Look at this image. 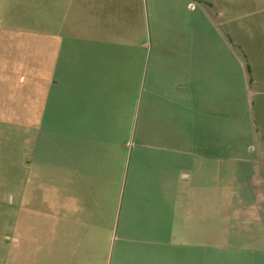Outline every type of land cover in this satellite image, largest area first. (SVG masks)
I'll list each match as a JSON object with an SVG mask.
<instances>
[{
	"label": "rangeland",
	"instance_id": "374dc122",
	"mask_svg": "<svg viewBox=\"0 0 264 264\" xmlns=\"http://www.w3.org/2000/svg\"><path fill=\"white\" fill-rule=\"evenodd\" d=\"M188 2L195 12L181 0H0V264H169L167 244L200 246L202 264H264V191L254 188L262 176L236 167L246 149L238 125L229 150L219 141L216 153L239 156L196 159V209L182 223L189 229L193 215L201 238L163 237L130 202L132 182L152 172L150 180L177 182L178 169L166 172L178 166L170 150L207 148L173 141L160 110L148 118V100L160 98L151 89L158 40L180 38L203 6L250 71L264 74V0ZM84 152L102 168L98 223H83L65 199ZM178 192L165 190L169 199ZM243 212L246 227L236 221Z\"/></svg>",
	"mask_w": 264,
	"mask_h": 264
},
{
	"label": "crops",
	"instance_id": "0c3cea01",
	"mask_svg": "<svg viewBox=\"0 0 264 264\" xmlns=\"http://www.w3.org/2000/svg\"><path fill=\"white\" fill-rule=\"evenodd\" d=\"M165 1L167 0H158V3ZM181 1L185 12L188 10L195 12L197 9L195 3L188 2V0ZM199 8L202 13L191 17V25L180 32V38H171L169 43L163 39L158 40L160 46L156 54L152 56L157 79L153 81L152 86L154 87L151 86V89L160 98L148 100V118L152 116L155 118L156 110H160L159 114L170 126L169 136L173 141L178 142L179 145L190 142L192 145L194 143V146L207 148L204 150L205 153L186 147L170 150L168 156L177 158L178 166L173 167L167 164L166 172L178 169L177 182H171L170 179L163 182L166 177L165 179L162 177L161 180H150L154 176L157 179L155 172H152L153 176L149 180L141 181L139 184L132 182L134 186L130 187L131 192L129 193L130 202L132 200L138 202L139 209L147 215L146 221L149 222V229L161 230L163 237L169 239L185 238L186 240L195 239V241L202 235L199 234L201 230L197 229L194 224L196 218H193V215L190 216L189 222L193 223V226L189 229L182 222H184L183 215L187 211L191 213L196 209L197 200L193 199L195 198L194 174L197 171L195 168H198L196 159L204 155V158L239 156L232 151L223 152L221 156L218 152L216 153L219 150V141L224 142L221 144L223 147L221 150H229V135L233 134L236 125L241 127L246 147L245 152L240 154L244 159L242 166L237 165L236 167L243 168L246 173H255L257 178L258 175L262 176V180L260 178L258 183V180L255 181L254 188L264 191V74L250 71L249 65L244 63L246 62L244 55V61L237 55L234 41L228 35L219 33L217 24L211 20V16L203 9V6ZM164 77H170L168 82L163 79ZM168 95L171 97L169 102L166 100ZM254 141L261 143L262 147L259 151H256L250 144ZM257 157L260 159L259 163L254 160L258 159ZM83 158L86 160L82 170L68 173L71 176L67 178L65 199L75 201L74 209L80 212L83 223H98L96 211L100 214V207H102V168H98L100 161H97L96 157L87 161L84 152ZM88 162L93 164L89 165V169L86 166ZM231 171L227 169V173ZM156 173L158 176L161 175L157 171ZM96 181L100 183L96 185ZM176 186H179L176 197L167 198L165 190H175ZM185 190L190 194L185 192L184 197H181V193ZM105 193L106 197V190ZM94 194L98 205L94 201ZM120 195H122V184ZM116 197L117 191L113 194V201ZM132 205L133 203L130 204ZM258 206L261 214V206ZM258 206L254 204L252 207ZM245 212L236 216V221L244 222V225L248 218V221H252L250 217H245ZM87 227V229L90 228L89 225ZM245 227H242L244 230L240 231L243 232V236L246 235ZM256 237L259 238L260 235L256 233ZM185 243L188 242L185 241ZM167 245L165 246L167 248L163 247L161 250L165 251L162 255L163 258H168L169 264L170 262L178 264L177 259L180 255H184L179 258L180 263L191 260L192 262H189L191 264H202L200 246ZM183 249L184 251L181 252ZM159 254L152 253L153 262L157 261ZM88 256L91 259L93 257L92 254Z\"/></svg>",
	"mask_w": 264,
	"mask_h": 264
},
{
	"label": "trees",
	"instance_id": "16d2710c",
	"mask_svg": "<svg viewBox=\"0 0 264 264\" xmlns=\"http://www.w3.org/2000/svg\"><path fill=\"white\" fill-rule=\"evenodd\" d=\"M248 71H249V69H248Z\"/></svg>",
	"mask_w": 264,
	"mask_h": 264
}]
</instances>
